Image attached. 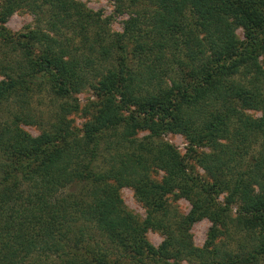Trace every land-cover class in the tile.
Masks as SVG:
<instances>
[{
	"label": "trees",
	"instance_id": "1",
	"mask_svg": "<svg viewBox=\"0 0 264 264\" xmlns=\"http://www.w3.org/2000/svg\"><path fill=\"white\" fill-rule=\"evenodd\" d=\"M107 1L126 16L119 34L77 0H0V264H264V0ZM17 10L32 30L2 26ZM87 77L96 101L77 131L65 100ZM41 85L59 101L44 126L29 103Z\"/></svg>",
	"mask_w": 264,
	"mask_h": 264
},
{
	"label": "rangeland",
	"instance_id": "2",
	"mask_svg": "<svg viewBox=\"0 0 264 264\" xmlns=\"http://www.w3.org/2000/svg\"><path fill=\"white\" fill-rule=\"evenodd\" d=\"M78 2L83 4V7L91 12L98 14L100 19L105 20L106 28L108 33L119 34L122 30V22L126 19V16L119 15L114 13V8L111 2L107 0H77ZM5 29L10 32L22 33L25 31L32 30L35 26V17L32 13L27 12L25 10H17L10 14L6 21L2 25ZM40 30L44 29V24L40 25ZM236 36L241 39L240 30L237 29L235 31ZM96 82V77H87L84 84L81 85V90L75 94H72L70 98L66 99L65 102L72 105L75 103L77 105V110L67 117L71 121V126L75 128V130H79L81 128L82 123L87 120L88 113L92 108V103L96 101L95 95L93 93L90 84H94ZM30 107L32 113L37 116V120L40 121L42 126L45 125L46 122L51 120V111L54 107H57L59 101L54 100L53 97L48 93V91L44 86H39L33 91L29 99ZM251 117H258V111H244ZM25 132H27L32 137H35L39 133V127L37 125L31 126H22L21 127ZM146 132H140L137 134V137H141L145 135ZM161 139L171 146H173L176 151L180 154V156H185L187 153V143L184 138L179 134H170L166 133L161 136ZM197 152H207L204 148H196ZM188 165L192 168V171L196 173L198 176H203V171L196 165L193 160H187ZM161 177V173H157L154 175V178L159 180ZM119 197L124 205V207L130 211L133 215L137 216L139 219H143L145 216L144 208L133 198L132 190L128 187H122L118 191ZM222 197L219 196L217 198L218 202H221ZM167 204L169 209L173 212L174 215L184 216L189 211L190 206L189 203L182 199L181 197H177L174 199L172 196L167 197ZM234 208H232V212ZM210 227V222L206 219H201L197 222H194L188 229V234L191 237V241L193 246L200 248L205 240L207 231ZM233 241L227 245V248L236 250L238 247L236 244H244L242 239H246V237L238 233L232 235ZM145 239L147 242L153 247H157L161 240L162 236L158 232L147 231L145 233ZM184 264V263H181Z\"/></svg>",
	"mask_w": 264,
	"mask_h": 264
}]
</instances>
